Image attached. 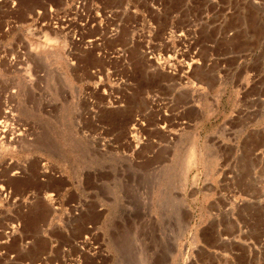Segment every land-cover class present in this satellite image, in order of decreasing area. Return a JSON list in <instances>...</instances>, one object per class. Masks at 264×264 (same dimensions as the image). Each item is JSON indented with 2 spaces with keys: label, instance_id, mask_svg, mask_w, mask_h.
I'll return each mask as SVG.
<instances>
[{
  "label": "rangeland",
  "instance_id": "rangeland-1",
  "mask_svg": "<svg viewBox=\"0 0 264 264\" xmlns=\"http://www.w3.org/2000/svg\"><path fill=\"white\" fill-rule=\"evenodd\" d=\"M237 54L264 0H0V264H264Z\"/></svg>",
  "mask_w": 264,
  "mask_h": 264
},
{
  "label": "crops",
  "instance_id": "crops-1",
  "mask_svg": "<svg viewBox=\"0 0 264 264\" xmlns=\"http://www.w3.org/2000/svg\"><path fill=\"white\" fill-rule=\"evenodd\" d=\"M218 61L231 62L228 67L232 70L233 77L231 84H235L240 91L243 90H253L255 93L259 92L264 95V54H249V55H231L229 57L217 58ZM251 91V92H253ZM253 92V93H254ZM264 99V96H262ZM253 100L248 98L247 103H250ZM242 110H246L248 113H251L252 106L249 104L243 105ZM262 119V118H261ZM233 120V118H232ZM247 125L261 126L264 125V121H260V118H255L253 121H247ZM248 144V149H237L230 152L229 157L231 158L230 167L238 169H246L247 172H250L255 175L257 174L264 175V127L256 129V132L247 136L246 139ZM234 171V169H232ZM255 188L253 194L245 193L242 194V197L246 198L245 203H248L250 206H263L264 205V185H261ZM234 214L231 216L232 220H237ZM241 231H238L240 233ZM223 236V235H222ZM2 238V237H1ZM255 249L250 247L247 256L249 258H261L264 260V256L260 257L259 255L254 257ZM232 257L236 260L239 257V254H233ZM23 264H36V260L29 262H23ZM38 264V263H37ZM222 264V263H216ZM230 264H241L238 261L234 262L231 260ZM244 264V263H242ZM247 264H259V262L253 263L248 262Z\"/></svg>",
  "mask_w": 264,
  "mask_h": 264
},
{
  "label": "bare ground",
  "instance_id": "bare-ground-1",
  "mask_svg": "<svg viewBox=\"0 0 264 264\" xmlns=\"http://www.w3.org/2000/svg\"><path fill=\"white\" fill-rule=\"evenodd\" d=\"M7 113V112H6ZM8 116V115H7ZM7 116H6V114H4L3 113V115L1 114V116H0V136H1V134L4 132V130L2 129L3 128V124L5 123V119H7ZM18 138V137H17ZM15 138L14 139V141L13 142H9V144H20L21 142V140L18 138ZM191 152H193V151H191ZM192 154H194V152L193 153H190L189 155H191V157H193L192 156ZM193 160V159H192ZM189 164H191V162L189 161ZM44 172V171H43Z\"/></svg>",
  "mask_w": 264,
  "mask_h": 264
}]
</instances>
